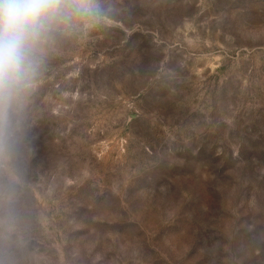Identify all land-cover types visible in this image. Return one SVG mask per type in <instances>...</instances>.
<instances>
[{
  "label": "rangeland",
  "instance_id": "1",
  "mask_svg": "<svg viewBox=\"0 0 264 264\" xmlns=\"http://www.w3.org/2000/svg\"><path fill=\"white\" fill-rule=\"evenodd\" d=\"M88 3L0 98V264H264V0Z\"/></svg>",
  "mask_w": 264,
  "mask_h": 264
},
{
  "label": "clouds",
  "instance_id": "2",
  "mask_svg": "<svg viewBox=\"0 0 264 264\" xmlns=\"http://www.w3.org/2000/svg\"><path fill=\"white\" fill-rule=\"evenodd\" d=\"M69 10L86 14L88 0H0V98L29 85L34 54L48 26Z\"/></svg>",
  "mask_w": 264,
  "mask_h": 264
}]
</instances>
